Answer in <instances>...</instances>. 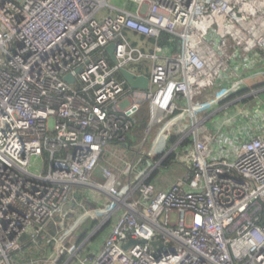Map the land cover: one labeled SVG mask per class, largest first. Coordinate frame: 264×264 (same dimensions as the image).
I'll list each match as a JSON object with an SVG mask.
<instances>
[{
	"label": "built area",
	"instance_id": "obj_1",
	"mask_svg": "<svg viewBox=\"0 0 264 264\" xmlns=\"http://www.w3.org/2000/svg\"><path fill=\"white\" fill-rule=\"evenodd\" d=\"M261 53L264 0H0V264H15L26 235L54 242L45 264H264V110H246L264 101ZM238 111L246 129L232 125ZM126 149L135 160L122 181L105 156ZM168 160L188 173L158 189L150 179ZM79 189L84 213L66 228ZM87 218L99 223L75 245ZM131 240L147 243L125 250Z\"/></svg>",
	"mask_w": 264,
	"mask_h": 264
},
{
	"label": "trees",
	"instance_id": "obj_2",
	"mask_svg": "<svg viewBox=\"0 0 264 264\" xmlns=\"http://www.w3.org/2000/svg\"><path fill=\"white\" fill-rule=\"evenodd\" d=\"M172 39V35L168 33H162L161 36V45L162 46H171L172 43L170 40ZM173 46V45H172ZM138 117V124L135 130L133 131V134H138L144 131L146 125L148 124L149 120V108L148 105H144L142 107L141 112L139 113ZM171 164V160H168L167 163L165 164L164 167H162V170L154 172L152 175V178L150 179V182H155L159 178H161L163 175H166L167 171L164 172L163 169H167L166 167ZM166 173V174H164ZM172 170L169 171L168 174H171ZM87 198L86 192L84 189H79L75 195V199L72 201V208L74 209L73 214L68 218V220L65 221L64 227H68L69 224L77 219V217L82 213L83 207L79 204L81 201ZM85 204L87 207L92 208L95 206V203L92 202L91 200H86ZM77 210V212H76ZM79 211V213H78ZM81 211V212H80ZM58 225H56V222ZM55 221H50L46 224L45 230L46 233H49L50 235H58L61 228L60 225V218H55ZM99 220H95L92 218H87L85 219L77 228L76 232L73 234V240L72 243L75 245H80L88 235L95 229V227L98 225ZM110 224H107L104 228L99 230L94 237L90 240L89 246L92 248L91 250L98 249L100 247V241L98 242L97 240L100 238L102 241L104 237L103 235L107 234L108 232V227ZM106 237V236H105ZM104 237V240H105ZM98 242V243H97ZM23 251L19 254V256L15 257V262L16 264H45L46 258L49 255V253L52 251L54 248V242L52 243H46L45 240L40 241V246L35 245L31 241V237L26 235L23 238ZM72 245V244H70ZM42 246V247H41Z\"/></svg>",
	"mask_w": 264,
	"mask_h": 264
},
{
	"label": "crops",
	"instance_id": "obj_3",
	"mask_svg": "<svg viewBox=\"0 0 264 264\" xmlns=\"http://www.w3.org/2000/svg\"><path fill=\"white\" fill-rule=\"evenodd\" d=\"M261 56H259L257 59L258 60H262V58L264 57V53L262 54H260ZM215 95V93H211V96H214ZM254 100L252 101L253 103L252 104H249L248 105V109H246V110H248V111H250V112H255V110H264V101L261 99V97H259V98H253ZM252 100V99H251ZM221 113H218V114H216L215 116H214V118H216V120H218L219 121V123H222V120L224 119V120H228V119H230V118H232L233 116H224V115H220ZM237 115L238 116H235L236 118H239V120H241L242 119V117H243V114L241 113H239V111L237 112ZM244 118V117H243ZM245 120H243V121H236L234 124H232V125H234L236 128H238L239 127V125L241 124L242 125V127H243V129L245 128L246 129V125H245V123L247 122V121H251V120H249V118H244ZM207 126L209 127V128H211L212 130H215L216 128V126L213 124V122L212 123H208L207 124ZM228 127L229 126H227V129H228ZM225 128V127H224ZM224 131H227V130H224L223 129V132ZM157 132H158V128L157 129H155L154 131H152V133H151V136H150V141H152L151 143H150V145H148V149H150V147H151V145H153V140H154V138L157 136ZM143 135H144V131H142L141 133H138V134H132L131 135V137H130V142H131V145H137V143H139L140 141H141V139L143 138ZM128 149V148H127ZM125 150V152H126V154L124 153V155L122 156V157H125L124 159H113V157L111 156V153L110 152H107V155L105 156V158H109L110 157V160H109V163H108V165H111L112 167H115V168H118L119 170H120V172H121V176H122V181H126V179H127V177L129 176V169H127L129 166H130V164L132 163V165H133V162H134V160H135V153L134 152H132V151H130V150ZM147 149V150H148ZM132 155L130 158H131V163H129V159H128V155ZM129 155V156H130ZM144 159H147V157H144ZM143 159V160H144ZM158 159V158H157ZM147 163V162H146ZM167 162H165L164 163V165L166 164ZM164 165H163V163L158 167V168H156L154 171H153V174H154V172H156V171H160V170H162V166L164 167ZM145 166V162H141L140 164H137L136 165V169L137 170H142V168ZM167 169H163L164 170V172L165 171H167L166 173H164V174H166V175H163L161 178H159L158 180H156L155 182H154V184L156 185V187L158 188V189H164V190H166L167 188H169L172 184H174V183H176V182H178V181H180V180H182V179H184V177H186V175H187V173H188V169H187V167H186V164H184V163H182V162H179V161H176V162H172L171 164H169V166L168 167H166ZM172 170V172H176V174H173V176H172V173L171 174H168L169 173V171H171ZM97 179L98 180H100V181H102V177H101V174H100V172H98V174H97ZM76 212H77V210H76ZM81 212V211H80ZM78 213H79V211H78ZM104 242V241H103Z\"/></svg>",
	"mask_w": 264,
	"mask_h": 264
},
{
	"label": "water",
	"instance_id": "obj_4",
	"mask_svg": "<svg viewBox=\"0 0 264 264\" xmlns=\"http://www.w3.org/2000/svg\"><path fill=\"white\" fill-rule=\"evenodd\" d=\"M114 48H115V44H111L107 47V51L111 54L112 61L115 62V56L113 55ZM121 74L132 88L142 89V90H147L149 88L150 80H149V77L147 75H137L134 72H131L127 69H122ZM65 80L70 82V83L75 82V78L72 75L66 76ZM94 233H95V231H94ZM136 243H147V242L144 240H141V241L131 240L128 243L124 244L123 248L125 250H127L130 246H132ZM148 243H150L154 247L155 251H160L159 250L160 248H158V246L161 245L160 241H151Z\"/></svg>",
	"mask_w": 264,
	"mask_h": 264
},
{
	"label": "rangeland",
	"instance_id": "obj_5",
	"mask_svg": "<svg viewBox=\"0 0 264 264\" xmlns=\"http://www.w3.org/2000/svg\"><path fill=\"white\" fill-rule=\"evenodd\" d=\"M115 2H118V0H115ZM119 6H121V3L119 4ZM132 146H134V145H132ZM129 155H130V154H129ZM129 155H128V159H129V163H131V158H130V157H131L132 155H130V156H129ZM130 165H132V163H131ZM173 174H176V172H172V176H173ZM82 213H84V212H82ZM103 236L105 237L106 235L104 234ZM104 237H102V238H103L102 241L100 240V238L97 240L98 242L100 241V245H102V243H103V241H104ZM98 242H97V243H98ZM15 264H16V262H15Z\"/></svg>",
	"mask_w": 264,
	"mask_h": 264
},
{
	"label": "clouds",
	"instance_id": "obj_6",
	"mask_svg": "<svg viewBox=\"0 0 264 264\" xmlns=\"http://www.w3.org/2000/svg\"><path fill=\"white\" fill-rule=\"evenodd\" d=\"M93 237H94V236H93ZM93 237H92V238H93Z\"/></svg>",
	"mask_w": 264,
	"mask_h": 264
}]
</instances>
